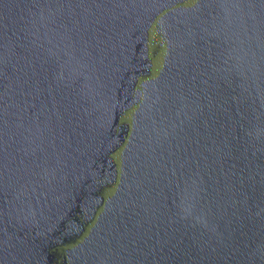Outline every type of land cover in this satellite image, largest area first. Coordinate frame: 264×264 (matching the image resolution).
I'll return each mask as SVG.
<instances>
[{
    "label": "water",
    "instance_id": "95a60500",
    "mask_svg": "<svg viewBox=\"0 0 264 264\" xmlns=\"http://www.w3.org/2000/svg\"><path fill=\"white\" fill-rule=\"evenodd\" d=\"M0 264H264V0H0Z\"/></svg>",
    "mask_w": 264,
    "mask_h": 264
}]
</instances>
